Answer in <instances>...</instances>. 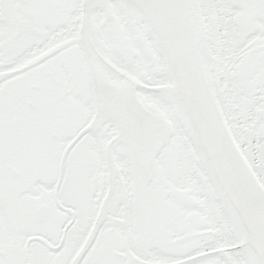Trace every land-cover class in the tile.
<instances>
[{"label": "snow or ice", "instance_id": "snow-or-ice-1", "mask_svg": "<svg viewBox=\"0 0 264 264\" xmlns=\"http://www.w3.org/2000/svg\"><path fill=\"white\" fill-rule=\"evenodd\" d=\"M0 264H264V0H0Z\"/></svg>", "mask_w": 264, "mask_h": 264}]
</instances>
